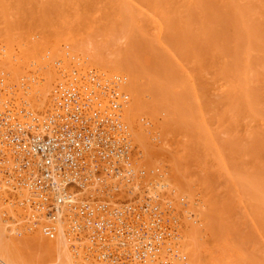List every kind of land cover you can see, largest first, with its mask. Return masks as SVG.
I'll return each instance as SVG.
<instances>
[{"label": "bare ground", "instance_id": "bare-ground-1", "mask_svg": "<svg viewBox=\"0 0 264 264\" xmlns=\"http://www.w3.org/2000/svg\"><path fill=\"white\" fill-rule=\"evenodd\" d=\"M73 1L74 2L76 1L75 4ZM73 1H72L73 2L72 4L75 5V7H76L79 0H73ZM132 1H134V3H136L135 0H132ZM140 1L141 0H139V1L137 0V3L135 4V6H137V4H139V6H140L141 4L143 5L146 3V5L148 6L147 9L151 8L150 10L153 11V13L151 11H148V10H145V13H146V11H148L147 12L148 15H149V12H150V14L152 13L150 18L152 17L153 19L151 18L150 20L156 21V25H157L156 28L158 29V27H160L159 28L160 31L159 30L158 31H159V33H161V36L163 33L168 31L172 17H174L176 19L175 23H177V19L179 16V19H178L179 23H177L176 25L181 24L183 22L180 25V27L178 25L179 28H181V26H183V24L185 23L183 30L185 28H187L186 25L187 26L190 25L189 22H191V25L193 26V22H194L193 20L194 19L196 20V22L198 21L199 23H201L200 27H204V28H200L199 26H198L199 27L198 29L195 28V30L197 29L196 34H198L197 33L198 30L203 29L201 32V33H203V35L200 32H199V35L202 37L204 36L205 41L208 42V45H209V41L212 43V41L215 39L213 41V43H215V44L212 43L213 44L212 45L210 43V45H209V46L212 45L213 47L211 46L212 48H210V47L208 48V51H210L209 49H211L210 55H211L212 59L213 60L216 59L214 61H215V63L216 62L218 63V64L216 63L217 67L213 63V65H215L214 68H216L215 70L213 68V70L216 72L218 71L217 79L215 78L216 75H213V77H214L213 81L215 82V79L217 81L216 83L213 82V84L214 85L218 84V85H215V87L217 90H219L221 92L220 98H222V96H223L222 100H224V102H222V101L221 102L225 103V105H227L231 110H234V111H232L233 113L231 112V114H230L231 120L233 121V122L232 121L231 122H232V124L234 123L232 126H235L237 124L239 125V123L240 122L242 123V121L244 124L246 121V123H247V125H249V127H250L249 123H252V125H254V124L258 125L261 128L262 133L264 134V37H263L264 36V0H251V2L249 0L245 1V2H247V1L250 2V4H254L257 2L258 8L255 9L253 7V9L257 10V12L260 15L258 18L259 23L257 21V24L255 23L257 19L254 21L255 17L252 16V15H254V13L256 11L252 12V9H250V8L248 11L246 9V8H248V6H245L246 3L243 2L242 0H208L209 3L207 2V0H146V2H144V3H142L143 0L141 2ZM215 1H217L216 4H215ZM45 2H48V1H45ZM118 2H120V3L116 4L117 6H119V5L124 6V4L129 3L130 1L129 0H118ZM205 2H207L206 5H205ZM130 3H132V2H130ZM134 3H132V4L134 5ZM202 3L205 6H203ZM219 3H220V8H222L221 7L222 4H225V7L226 8L228 7L229 10H231V12L233 14L231 12H227L228 9L227 10L223 9L225 7L222 8L223 10H219L220 9L218 7ZM51 4H52V2H51ZM79 4H80V2H79ZM113 4H115V3H113ZM107 5H108V3H107ZM40 6L42 7V5H40ZM79 6H81V4L78 5V7ZM139 6L135 7V8L136 9H138V8L142 9V8H140L141 6L140 7ZM201 6H203V7H201ZM92 7H94V6H92ZM126 7L128 8L127 5H125L122 8L126 10ZM77 8H74V9L76 10ZM122 8L120 7L119 9H122ZM201 9L203 11L198 13L197 10H201ZM2 10H5V12ZM2 10H1L2 11L1 13L3 15H2V18L0 20L1 21L0 23L4 24L5 28L10 29V30H5L7 32H4V31L0 32V41H8V42H10V44H12L17 38H19V35L15 36V33L11 32V28H12L11 26L14 24L19 25V20H18V18L15 19L13 17L14 18L13 19L12 17L8 16V15L14 16V12H12V14H11L10 10H7L5 8ZM20 10H22V9H20ZM57 10H58V8H57ZM78 10L80 11V9H78ZM115 10H117V7ZM179 10L182 12H180ZM218 10L224 11L225 13L227 12L228 14L229 13L232 14L233 17L230 14L229 15L233 19L229 16H228V18L226 17L227 18L226 19L223 15L224 12H222L223 18H225V21H223L220 18L221 13H218ZM134 11H136V10H134ZM183 11L185 13H187V16L188 15L191 16V17L188 16L189 19L190 18L192 19V20L190 19L191 21H189V19L186 15L184 16L182 14ZM193 11H194V13H193ZM126 12H128V11H126ZM143 12H144V10H143ZM129 13H131V11H129ZM169 13H171V16ZM173 13H175V15ZM143 14L144 13H142L141 15L143 16ZM160 14H161V18H160V16H158ZM196 14H197V17L202 16V15L203 16L199 17L200 19L199 18L197 19L195 16ZM255 14H257V13H255ZM43 15H45V14H43ZM43 15L40 14L41 17H39V18H41V19H39L40 22L42 20V22H41L42 24L40 23L41 25H44V23L46 22L45 19H42L43 17L46 18ZM226 15L227 14H225V16ZM192 17H194V18H192ZM252 17H254V19H252ZM229 18L231 19L230 20L231 22H232V20H234V22H232L233 24H231L228 21ZM120 19H122V17ZM182 19H184L186 22H184V20H182ZM24 20H25V18H24ZM124 20L125 19H122V20L117 19L116 21L117 22L120 21L121 25L123 24V26H124V25H126V24H124L125 22L122 23ZM187 20H188V22H187ZM43 21H44V23H43ZM147 21H148V19H147ZM154 21H153V25L155 26ZM120 22H118L117 24H120ZM224 22L230 23V25H227V27L229 26L232 28L231 34H228V33H230V31H226L227 30L225 27L226 24ZM20 23H21V21H20ZM50 23H52V22H50ZM56 23H58V22H56ZM139 23H140V21H139ZM60 24L58 23V25H60V27L65 25L64 22H63V25H62V22H60ZM71 24L73 25V23H71ZM112 24H113V22H112ZM117 24L115 23V24H113V26H116ZM134 24H135L134 22L131 24L132 26H130V24H129L128 28L127 27L123 28V26H121V28H123V29H120L119 28L120 25H119V26H117V29H113L112 31L109 29V31H107V30L103 31V33H101L100 30H99L100 32L98 30H96L97 27L96 28L94 27L95 30L98 31V33H95L96 31L93 32L94 31L93 30L92 34H89V32H87V34L85 33V35H84V33H82V34L77 33V35H74V36L70 35L71 37L67 35L69 38H66V39H64V38L67 36H65L64 38H62L63 37L62 36L61 39H59L60 37L59 38L57 37L56 38L57 42H55V45L52 44V46H51V44L49 46V44L47 42V41H49V39L47 40V38H49V36L47 37V34L46 35L44 34L43 39L45 42H47V44H46L47 46L45 44H44V46H45L46 50L49 51L48 55H50L52 59H50V60L49 59H47V60L46 59H43V60L39 59L36 62H35V60H33L34 64H36V65L34 66L32 74L30 73V75H29L28 73H26L28 70L26 72H22V70L20 69L21 65L20 64H14L13 61L9 58L5 59L6 58L5 57L4 58L5 60L4 59H3L4 61L2 60L3 62L6 61V63H4V65L2 64V66L7 68L9 70V72L11 74H13L14 79L16 78V80H17V77L20 74H22V76L24 78L27 76L30 77L29 79L31 81H32V79H34L33 81H35L37 78H40L41 81H40V79H38L39 82H37L36 84H34L35 82L34 83L32 82L31 86L29 84L30 90H26V88H27L26 87L25 91L21 89V90H19V92H18V90L17 91L15 90V91H13V93H6V95L8 94V96H0V101L1 102H7L8 101V103H11V104L13 103V105H16L17 107L22 106V107H25L27 109H30L32 112L35 111L36 107H44L49 101L53 103V92L51 95V91H53V87H54V86L52 87L53 81L56 79V71H55L56 69H54L52 61H54V60L56 61V59L58 60V58H60V60H58V61H62V62L67 61V60H65L66 56H68V57H70L71 55H73V57H75L77 55L80 56V58L83 59L82 61H84V63H85V67L88 66V68L82 69V66H80V64L78 65L79 67H77V65L75 66V64H72L75 67H73L67 71L65 68L63 71L65 74L71 72L72 70H75V71H78L81 73H86L88 71H94V72H98L99 74L103 75L104 77H112V75H120L123 79L122 90L125 91V93H127V95H128L127 101L122 105L121 115H122V119H123L124 123L127 126V131L131 137V140L133 142L132 144H134L133 146L135 148V153H134L135 158L132 159V161H133L132 162V169H133V172L135 174V180H134L133 187L137 188V187H140V185H141L142 186L141 191H143L147 196L157 200L163 206L165 204H169V206H170L171 203H175V201H177L176 199L178 196L182 195V197H189V195H191V197H192L193 196L192 187H194L195 185L200 187L202 190H206V189L208 190L209 189L208 186H210V184L208 185V183H207L208 179L205 178L204 175L197 174L193 171H192L193 172L192 173L191 170H189V166L191 167V165H189L188 160H185V161H187V164H186L184 159H182L180 156L175 154V151L173 149L171 150L170 148H168V146H167V148L170 150L165 149L166 145L163 143L165 146H163L161 148L162 149L164 148L165 151L162 152L161 148L159 149L157 146H154L155 144L153 143L152 139H151V143H149L150 141H148L149 135L152 136V134L147 135L146 133H148V132L146 131V133H145V131H144L145 129L143 130L142 124H141L144 120H146V118H145L146 115H148L151 119H153L156 122V125L158 123L161 125V126L159 125V127L157 125V127L158 128L162 127L161 129L163 131L161 129L159 130L158 128H156V130H154V131L156 134H158V136H161V140L163 141L162 137L164 138V140H166L168 138V136L170 137L169 134H171V133L167 134L169 131L164 130L163 128L166 129V127L167 128L171 127L172 125L170 126V123H172V122L170 119L175 117L176 119L175 118L173 119L175 122L178 119L177 116L179 115L177 113L178 112H180V114H181V112L183 113L184 109L183 110L179 109L182 107V105L179 103V99H180L179 96L180 95L177 97V95H176L177 93H176L175 94L176 97L174 96L173 85L169 84L170 82L167 79H164L163 76L158 75L159 73L156 71L157 68L155 69L151 65L149 58L146 57L148 55H146V54L144 55V53L140 51V48L138 47V44H137V38L135 37V32L137 29H134L137 26ZM68 25H70V24H68ZM201 25H203V26H201ZM92 26H91V28H92ZM195 26L196 25H194V27ZM217 26H219V27L221 26L222 28L225 27L223 30H221V31H223V33L220 30H216ZM55 27L56 26H54V29H55ZM58 27L59 26H57V29H58ZM99 27H100V25H99ZM109 27H107V29ZM229 27H228V29L230 30ZM125 28H127V29H125ZM205 28L207 30H205ZM65 29H67V27H65ZM170 29H172V28L170 27ZM41 30H43V29H41ZM133 30H135V32ZM190 30L189 29L186 30V31H188V34H191V32H193V29L191 30V32H190ZM204 30L208 34L204 33ZM54 31H56V30H54ZM214 31L216 34L220 33L219 38H217L218 36H215L216 34H214ZM58 32H59V30H58ZM66 32H67V30H66ZM169 32H170V30H169ZM159 33H157V34H159ZM205 34L207 35V37H205L206 36ZM213 36H215V37L213 38ZM221 36H224V37L222 38ZM183 37H185V36H183ZM225 38H227V39H225ZM219 39H221V40L219 41ZM156 40H157V38H156ZM44 41H43V43H45ZM221 41L223 42L222 44H221ZM164 44H165V42H164ZM224 44L227 46H225ZM220 46H222L223 48ZM217 47H219L224 52V54H222L223 52L221 53V50ZM214 49L219 50V53H220L219 56H217L218 51L212 52V51H215ZM224 49L225 50L227 49L228 51H225ZM34 50L30 47H26L23 54H21V57H23V59H24V57H26V58L33 57L35 54ZM42 50H44V48ZM42 50H41V52H42ZM167 51H169V50H167ZM11 52H12L11 50H8L7 53L9 54V56L15 54L13 52L11 54ZM38 52H40V50H38ZM38 52L36 51L37 55H38ZM215 53H217V54H215ZM45 54H47L46 51H45ZM40 55L41 54H39V56ZM42 55H43V53H42ZM42 55H41V57H42ZM50 56H48V58ZM14 57H15V55H14ZM202 58H203V56H202ZM217 58L218 59L221 58V59L218 61ZM70 59L71 58H69L68 60H70ZM73 59H75V58H73ZM212 59H211L210 66L212 65V62H214ZM208 60H209V57H208ZM221 60H223V61L221 62ZM77 62H78V60H77ZM196 63H198V62H196ZM60 66H62V65H60ZM204 68H205V66H204ZM204 68H203V70L206 69V68L205 69ZM208 68L209 67H207V69ZM0 69H1L0 71H2V70L4 71L3 67H1ZM8 70H6V71H8ZM3 71H2V74L4 73ZM197 71L199 72V70H197ZM61 72H60V74H61ZM63 72H62V74H64ZM123 73L127 74V76ZM64 75L63 76L61 75L62 77L59 78L58 81L63 80ZM1 78H2V76H1ZM18 78H19L18 81H20V77H18ZM128 79H129V81H128ZM11 83H12V81H11ZM12 84H14V83H12ZM11 85L9 87H11ZM203 88H204V86H203ZM174 91H175V88H174ZM50 95H51V97H50ZM182 98L180 99V100H182V102L181 101L180 102L184 103L185 100H183ZM183 105H185V104H183ZM51 106L49 107V109H47V111H49L51 109ZM178 110H180V111H178ZM160 114H163L162 115L163 117L162 116L160 117ZM184 114H186V112H184L182 116H184ZM188 114H189V112H188ZM164 116H168V117H166L167 119ZM185 117H187V116L185 115L184 118ZM180 119L181 118H179L178 122H180L179 124H182L183 121H182V119L181 120ZM165 123H167V126L164 127L163 124H165ZM151 125H152V123H151ZM256 125H255V127H257ZM240 126H242V125L240 124ZM240 126H238L237 128H239ZM243 126H242V128H243ZM244 128H246V126ZM148 129L149 128L147 127V130ZM157 130L159 132H157ZM163 132H165V133H163ZM232 132H233V130H232ZM250 133H251V131H250ZM251 134H253V133H251ZM186 136L189 137L188 134H186ZM153 137L154 136H152V138ZM262 137L264 138V135ZM170 140L171 139L169 138L166 141L170 142ZM166 141H164V142H166ZM263 142H264V139H263ZM156 143H158V142H156ZM166 143L169 144L168 142H166ZM255 143H256V141H255ZM150 144L156 148L155 149L152 148V146ZM170 144H169V147H170ZM212 147H213V145H212ZM183 154H185L184 150H183ZM218 156L219 155H217L216 157L218 158ZM151 158H152V160H154L153 164L161 163L164 159H165V161L167 160L168 164L167 163L166 164L169 167V169L168 168L166 169L165 174L163 172L160 174H156L155 173L156 171L153 172L152 175H154V176H152L150 174L152 176V179L148 180V178H150L151 176L148 175L147 172L148 171L152 172L153 168L155 167L153 164H151L152 166L151 165L148 166V163L151 161ZM136 159H137V162H136ZM218 160H220V158ZM166 164L164 166H166ZM155 169H156V167H155ZM157 173H159V172H157ZM146 174H147V176H146ZM143 188H144V190H143ZM20 192H19L20 194L18 195L19 197H21L22 194H26V191H24V190H22ZM176 192H177V195H176ZM208 192H210V191L208 190ZM213 198H214V196H213ZM4 199H6L7 201H10L11 206L14 204V207L10 208L9 205H7V204L5 205ZM211 199H212V196H211ZM211 199H210V201H212ZM180 200L183 202L182 198ZM215 201H217V200L215 199ZM10 202H8V203H10ZM208 202H209V200H208ZM15 205L17 206V209H16ZM201 205L204 206L203 204H201ZM214 205H216V204L212 203L210 206L213 207ZM195 207H193L194 209L192 210L191 214L187 212L188 214H190L189 216H187L190 220V221H188L189 223L187 222L188 230L186 232L187 234H185V236L187 235V241L184 240V237H183L184 235L182 236V231H181L182 225L179 221V223H180L178 226L179 233L177 236V238H178V241H177L178 252L181 250L184 253H183V255H182V252H181V255L178 254L179 258L170 259L169 260L170 264H228L229 261H226V259H227L226 258V247L224 249V247L221 244V239L224 241L223 236L224 237H226V236L224 233L219 234L220 232H222L223 229L221 230L220 228L222 226H219V224H216L218 222L217 220L220 217L218 216L219 217L218 218V217H216V215L215 216L213 215L214 217H210V216H212V214H215V209H216V213L222 209L220 207H218L219 208V210H218V208H215L217 206H215V207H213V209L214 208L215 209L212 210V208L210 207V210L214 211V212H211L212 214L210 215L209 209H207V210H209L208 212H204L205 211L204 208L201 209V208H198V206H195ZM173 210L171 209V211H173ZM30 212H31V210L28 207H25V206H22L21 204H19V199H17L15 196H12V195L10 196L9 193L6 191V187L4 186V184L0 183V264H91V262L94 260V253L90 248V245H89L90 243L88 242L86 235L82 234V233L78 234L77 236L71 235L67 231L68 227H67L66 217H64L62 215L63 218H60L57 221L55 233L53 236L50 237V236L45 235L42 232L41 226L43 224V218L40 217L37 219V222H35V218L32 216L29 219V215H31ZM220 212H218L217 215H221ZM173 213L175 214L174 211H173ZM204 213H206V214H204ZM201 216H204V219H202ZM176 217L179 218L178 215H176ZM221 217H222V215H221ZM207 218H209L210 220L209 219L207 220ZM211 218L214 221L216 220L217 222H214L213 220H211ZM216 218H218V219H216ZM31 219H33V220L30 222V224L32 223L30 225L28 223V221ZM200 219H202V220L206 219L205 223L211 222L210 223L211 228H209V226L207 228H205V231H204L205 233L204 232L200 233L201 232L200 230H198L200 232H198L196 230L197 229L196 227H198V229H200V227L201 228L204 227L202 225H204L205 223H203L202 225L199 224L201 226L196 225V224H198L197 221H199ZM178 220H180V219H178ZM202 220L199 222L202 223ZM221 220H223V219H221ZM219 223H220V221H219ZM213 225H214V227H212ZM220 225H222V224H220ZM217 227H220V228H217ZM187 228H185V229H187ZM211 229L213 232L211 231ZM216 229H218L217 232H215ZM208 231L210 232L209 237L206 235L208 233ZM14 234L15 235L20 234L21 236L18 237L19 238L18 239L16 236H14ZM222 234H224V235H222ZM205 235H206V237H205ZM11 236H14L15 238L12 239ZM16 238L18 240H14ZM19 243H21L22 245ZM18 244L21 245V247H19ZM24 246H26V249ZM20 248H24L25 250L24 249L21 250ZM163 251L164 252L161 253L159 256V258L162 260H164L166 255H167L165 248L163 249Z\"/></svg>", "mask_w": 264, "mask_h": 264}, {"label": "rangeland", "instance_id": "rangeland-1", "mask_svg": "<svg viewBox=\"0 0 264 264\" xmlns=\"http://www.w3.org/2000/svg\"><path fill=\"white\" fill-rule=\"evenodd\" d=\"M45 1H48V2H45ZM72 1L73 0H4V1L0 0V20H1L2 15H3L1 12L2 11L5 12V10H2L4 8L7 10H10L11 14H12V12H14V16L7 14L9 17H12V18L14 17L15 19L18 18V20H19V25L14 24L11 26L12 27L11 32L15 33V36L19 35V38H17L12 44H10V42H8V41H0V68L1 67L4 68V71L2 70L4 72L3 74H2V71H0V77L2 76V81H3V82L1 81V83H0V96H8V94L6 95V93H13V91H15V90L16 91L18 90V92L21 89L25 91L26 87H27L26 90H30L29 84H30V86H31L32 82L33 83L35 82L34 84H36L37 82H39L38 79H40V78H37L35 81H33L34 79H32V81H31L29 79L30 77L27 76L24 78L22 76V74H20L18 76V77H20V81H18L19 80L18 77H17V80H16V78L14 79L13 74H11L7 68L2 66V64L4 65V63H6V61L3 62L5 59L9 58L13 61L14 64H20L21 65L20 69L22 70V72H26L28 70L26 73H28L30 75V73L31 74L33 73L34 66L36 65V64H34L33 60H35V62H36L39 59L40 60L52 59L51 56L48 55L49 51L46 50V48L44 46V44L46 45L47 42H48L49 46H50V44L52 46V44L55 45V42H57V39H56L57 37L58 38L60 37L59 39H61L62 36H63L62 38H64L67 35L68 36H70V35L74 36V35H77V33L78 34L84 33V35H85V33L87 34V32H89V34H92L96 30H98V31L100 30L101 33H103V31H106V30L109 31V29L111 31L113 29H117V26H119V25H120V27H119L120 29H123L124 27L128 28L129 24H130V26H132L131 24L134 22L135 23L134 25L137 26L134 29H137V30H136V32H135V30H133V31L135 32V37L137 38V44H138V47L140 48V51L143 52L144 55L145 54L148 55L146 57L149 58L151 65L155 69L157 68L156 71L159 73L158 75L163 76L164 79H167L170 82L169 84L173 85L174 96L177 93L176 94L177 97L179 95H180L179 96L180 99L183 97L182 99L185 100L184 103H181L182 100L179 99V103L182 105L183 108L182 107L179 108L178 106L177 107L179 109H182V110L184 109L183 111L186 112V114H184V116L185 115L187 116L184 118V116H182L184 112L183 113L181 112V114H180V112H178L177 114H179V115L178 116L176 115L178 117V119L175 122L173 120L175 117L170 119L171 122L173 123V124L170 123V126L171 125L172 126L169 128L166 127V129L163 128L164 130L169 131L167 134L171 133V134H169L170 137L167 135L168 138L167 137H166L167 139L165 138L166 140H168L170 138L171 140L169 142V141L164 140L163 137H162V139H163V141H162L161 136H158V134L155 133L154 130H156V128H158L160 124L158 123L157 124L158 127H157L156 122L153 119H151L148 115H146V117H145L146 120H144L141 123L142 128H143V130L145 129L144 130L145 133H146V131L148 132V133H146L147 135L152 134V136H154L153 137L154 139H153L152 136L149 135L148 141H150L149 143H151V139H152L153 143L155 145L153 143L152 144L154 146H157L159 149L165 145H166L165 149H168V148H170L171 150L173 149L175 151V154H177L182 159H184V161L188 160L189 165H191V167H192L191 168L188 165L189 170H191V172L193 171L197 174L204 175L205 178L208 179L207 180L208 185L210 184V186H208L209 187L208 190L210 192H208L207 189L202 190L200 187L195 185L194 187H192V192H193L192 197H191V195H189V197H182V195H181V196H178L177 199L175 198L178 202L175 201V203L170 204V208L172 210L174 209L173 211L175 212V215H178V217H179L178 219H180L179 221L182 225L181 231H182V236L184 235L183 236L184 240L187 241V235L185 236V234H187L186 232L188 230L187 222L190 221L187 216H189L191 214L192 210L194 209L193 207L198 206V208H201V209L204 208V210H205L204 212H208L210 210V207L212 208V210L220 207L222 210H220L221 212L220 211H218V212H220L222 217H221V215H217L218 212L216 213V209H215V214H212L211 212H214V211L210 210V215L212 214V216H210V215L209 216L214 217L216 215V217H218V216L220 217V218L218 217L219 219L216 218V219H218L217 220L218 222L216 220L214 221L212 218H211V220H213L214 222H217L216 224H219V226H222L221 228L217 227V228H220L221 230L223 229L222 232H220L219 234L224 233L226 236V237L223 236L224 241L221 239V244L224 247V249L226 247V258H227L226 261H229L228 264H264V144H263L264 138L262 137L264 134L262 133L261 128L254 123H253L254 125H252V123H249L250 124V127H249V125H247L246 121L244 124L242 121V123L240 122L239 125L237 124L235 126H232L234 123L232 124L233 121L231 120L230 114L234 110H231L227 105H225V103H222V102H224V100H222L223 96H222V98H220L221 92L219 90H217L215 87V85H218V84H215V85L213 84V82H214L213 81V78H214L213 75H216L215 78L217 79L218 71L217 72L214 71L216 69V68H214V66L216 65L217 62L215 63V61H214L216 59H214V60L212 59V57L210 55L211 49H209L210 51H208V48L213 47L212 45L215 44V43H213V41L215 39L212 41L213 44L209 41V45H210V43L212 44L211 45L212 47H211L208 45V42L205 41L204 36L202 37L199 35V32L201 33L203 29L198 30V32H197L198 34H196V30L200 27L201 23H199L198 21L196 22L195 19L193 20L194 21L193 26L191 25V22H189L190 25H188V26L186 25L187 28H185L184 30H183V28L185 26V23L183 24V26H181V28H179L180 25L183 23L182 22L181 24H178L179 27H178V25H176L177 23H179L178 22L179 16L177 19V23H175L176 19L174 17L171 18V22H170L169 26L172 29H170V27H169L168 31L163 33L161 36V33H159L160 27H158V29L156 28V26H157L156 21L153 20L155 23V26H154L153 21L150 20L152 18V17L150 18V16L153 13V11L150 10L151 9L150 7H149L150 9H147L148 6L146 5V3L143 5L141 4L140 5L141 7L139 6V4H137V6H135V4L137 3V0H135L136 3H134V1H132V0H129L130 2L134 3V5L130 2L124 4V6L125 5L128 6V8L126 7V10L122 8L124 6H120V5L117 6L116 5V4L120 3V2H118V0H79V2L81 4V6H79V7H78V5H80L79 2L77 4V6L75 7V5L72 4L74 1L73 2ZM242 1L245 2L246 0H242ZM249 1L251 2V0H249ZM51 2H52V4H51ZM75 2H74V4H75ZM144 2H146V0L142 1V3H144ZM207 2L209 3L208 0H207ZM207 2H205V5ZM216 2L217 1H215V4H216ZM250 2H248V1L245 2L246 3L245 6H248V8H246L248 11H249V8L252 9V12L256 11L255 13H257V14L254 13V15H252L255 17V19H254V17H252V19H254V21L257 19L255 22L257 24V21H258V18L260 15L257 12V10L253 9V7L256 9V8H258L257 7L258 5H257V2L254 4H250ZM107 3H108V5H107ZM113 3H115V4H113ZM40 5H42L43 8ZM202 5L205 6L203 3H202ZM92 6H94V7H92ZM138 6L142 9H139V8L136 9L135 8ZM203 6H201V7H203ZM116 7H117V10H115ZM118 7L119 8L121 7L122 9H119ZM218 7L220 8V3H219ZM221 7L222 8L225 7V4H222ZM57 8H58V10H57ZM74 8H77V9L75 10ZM222 8H220L219 10H223V9L227 10L228 9L227 12H231V10H229L228 7L227 8L225 7L223 9ZM20 9H22V10H20ZM78 9H80V11ZM134 10H136V11H134ZM143 10H144V12H143ZM145 10L151 11L152 13L150 14V12H149V15H148V13H147L148 11H146V13H145ZM219 10H218V13H221L220 18L223 21H225L226 17L227 18H228V16L231 17L233 14L232 12H231L232 14L229 13L231 15L230 16L227 12L225 13L224 11H219ZM126 11H128V12H126ZM129 11H131V13H129ZM197 11L199 13V12H202L203 10L201 9V10H197ZM180 12H182V11H180ZM222 12H224L223 15L225 18H223ZM142 13H144L145 15L143 14V16H142L141 15ZM193 13H194V11H193ZM40 14L41 15L45 14L43 16H45L46 18H44V17L42 18V19L46 20L45 23L43 21L44 25H41L42 20H41V22L39 20V19H41V18H39V17H41ZM169 14L171 16V13H169ZM173 14L175 15V13H173ZM182 14L184 16L185 15L187 16V13H185L184 11ZM197 14L195 15L197 19L199 17L203 16L201 14L202 16L197 17ZM225 14H227V15L225 16ZM158 16H160V18H161V14ZM121 17H122V19H125L122 22V23L125 22L124 24H126V25H124V26H123V24L121 25L120 21H118V22H120V24H117L118 22L116 20L117 19L122 20V19H120ZM189 17H191V16H189ZM189 17H188V19H189ZM24 18H25V20H24ZM192 18H194V17H192ZM147 19H148V21H147ZM184 19H182V20H184ZM190 19H189V21L192 20V19L191 20ZM230 20L231 19L229 18L228 21L231 24H233L232 22H234V20H232V22ZM20 21H21V23H20ZM139 21H140V23H139ZM50 22H52V23H50ZM56 22H58L59 24H60V22H62V25L64 22L65 25L61 26L62 27L61 28L60 27L61 24L58 25V23H56ZM112 22H113V24L116 23L117 25L113 26ZM184 22H186V21L184 20ZM187 22H188V20H187ZM229 22H226V23L224 22V23L226 24L225 25V27L227 29L226 31H230V33H228V34H231L232 28L228 26L230 28V30H229L227 27V25H230ZM71 23H73V25ZM258 23H259V21H258ZM66 24L67 25L70 24V25L67 26ZM99 25H100V27H99ZM194 25H196V26L194 27ZM54 26H56L55 29H54ZM57 26H59L58 29H57ZM91 26H92V28H91ZM121 26H123V28H121ZM201 26H203V25H201ZM65 27H67V29H65ZM94 27L95 28L99 27V28L98 29L96 28V30H95ZM107 27H109V28L107 29ZM225 27L222 28L221 26L220 27L217 26L216 30L221 31ZM127 28H125V29H127ZM195 28H197V29L195 30ZM200 28H204V27H200ZM41 29H43L44 31ZM187 29H189V30L193 29V32H191V30H190L191 34H188V31H186ZM5 30H10V29L5 28V25L0 23V32H2V31L7 32ZM54 30H56V31H54ZM58 30H59V32H58ZM66 30H67V32H66ZM169 30H170V32H169ZM205 30H207V29L205 28ZM205 30H204V33H206ZM98 31H96L95 33H98ZM221 32L223 33V31H221ZM157 33H159V34H157ZM44 34L45 35L47 34V37L49 36V38H47L45 36L47 38V40L49 39V41H47V42L44 41V39H43ZM201 34L203 35V33H201ZM206 34H208V33H206ZM214 34H216L215 31H214ZM219 34L220 33H217L215 36H218L217 38H219V36H220ZM68 36L65 37L64 39L69 38ZM183 36H185V37H183ZM215 36H213V38ZM224 36H221V37L223 38ZM205 37H207V35ZM156 38H157V40H156ZM225 39H227V38H225ZM220 40L221 39H219V41ZM43 41L45 43H43ZM164 42H165V44H164ZM222 43L223 42L221 41V44ZM225 46H227V45H225ZM26 47H30L33 50L35 49L34 50L35 54L31 58L30 57H28V58L24 57V59H23V57H21V54H23ZM220 47H222V46H220ZM43 48H44V50H42ZM217 48H219V47H217ZM8 50H11L15 54L9 56V54L7 53ZM38 50H40V52L42 50V52L40 53V52H38ZM167 50H169V51H167ZM214 50L215 51H212V52L218 51L217 56H219V54H220L219 50H217V49H214ZM36 51L38 52V55L36 54ZM45 51L47 54H45ZM225 51H228V50L226 49ZM12 52H11V54H12ZM222 52L223 51L221 50V53ZM42 53H43V55H42ZM39 54H41L42 57H41V55L39 56ZM215 54H217V53H215ZM222 54H224V52ZM14 55H15V57H14ZM48 56H50V57L48 58ZM202 56H203V58H202ZM208 57H209V60H208ZM67 58L68 59L71 58V59L68 60ZM73 58H75V59H73ZM221 58H219V59L217 58V60L219 61ZM211 59L214 62H212V65L210 66ZM58 60H60V58H58ZM58 60L56 59L57 62L55 60L52 61L54 69H56L55 70L56 71V79L53 81L52 87L56 84L58 79L61 78L65 74L63 72L65 68L67 71V70H70L71 68L75 67L76 65H77V67H79L78 66L79 64H80V66H82V69L88 68V66L85 67V63H84V61H82L83 59L80 58V56H78V55L75 57H73V55H71L70 57L66 56L65 60H67V61H64L65 63L62 61H58ZM77 60H78V62H77ZM222 61L223 60H221V62ZM196 62H198V63H196ZM213 63L215 65H213ZM72 64H75V66ZM60 65H62V66H60ZM204 66L206 69L204 68ZM207 67H209V68L207 69ZM216 67H217V65H216ZM203 68L205 70H203ZM213 68H214V70H213ZM196 69L199 70V72ZM6 70H8V71H6ZM61 71L64 74H62ZM60 72H61V74H60ZM123 74H125V73H123ZM125 75L127 76V74H125ZM216 79H215L214 83L217 82ZM11 81L14 84H12ZM40 81H41V79H40ZM128 81H129V79H128ZM5 83L6 84L8 83V84L6 85ZM10 85H11V87H9ZM203 86H204V88H203ZM174 88H175L176 92L174 91ZM51 95H52V91H51ZM51 95H50V97H51ZM51 103L52 102L49 101L44 107H36L34 112L35 113L46 112L47 109H49V107L52 105ZM183 104H185V105H183ZM178 111H180V110H178ZM187 111L189 112V114ZM162 115L163 114H160V117ZM164 117L166 118L168 116H164ZM179 118L182 119V121H183V122L181 121L182 124H179L180 123V122H178ZM151 123L153 126L151 125ZM167 123L163 124V126L164 127L167 126ZM240 124L242 126L244 125L243 128H242V126H240ZM255 125L257 127H255ZM238 126H240L241 128L240 127L237 128ZM245 126H246V128H244ZM147 127L149 128L148 130H147ZM161 128H158V129L160 130ZM232 130H233V132H232ZM250 131L253 134H251ZM157 132H159V131L157 130ZM165 132H163V133H165ZM185 133L188 134L189 137L186 136ZM254 140L256 141V143ZM164 141L168 142L169 144L171 143L170 147H169V144H167ZM156 142H158V143H156ZM212 145H213V147H212ZM167 146H168V148H167ZM152 148L155 149L156 147L152 146ZM165 149L161 148L162 152L165 151ZM170 149H168V150H170ZM183 150H184L185 154H183ZM134 153H135V148L133 146L132 159L135 158ZM217 155H219L218 158L216 157ZM219 158L221 161L218 160ZM163 161L161 163L153 164L154 160H152V158H151V161L149 162L150 164L147 162L148 166L153 164L156 167V169L154 167L152 172L151 171L147 172L145 170L147 172V174L152 175V173L155 171H156L155 172L156 174H160L162 172L165 174L166 169L167 168L169 169V167L167 166V164H168L167 160L165 161V159H164ZM136 162H137V159H136ZM185 163L187 164V161H185ZM165 164H166V166H164ZM157 172H159V173H157ZM147 174H146V176H147ZM152 176H154V175H152ZM152 176L150 178H148V180L152 179ZM143 190H144V188H143ZM176 195H177V192H176ZM211 196H212V199H211ZM213 196H214V198H213ZM181 198L183 199V202L180 200ZM210 199L212 201L213 200L214 201L212 202V201H210ZM215 199L217 201H215ZM208 200H209V202H208ZM4 201H5V205L6 204L9 205L10 208L14 207V204L11 206L10 201H7L6 199H4ZM8 202H10V203H8ZM212 203L216 204L213 207H215V206H217V207H215L213 209V207L210 206ZM201 204H203L204 206H202ZM15 207L17 209L16 205H15ZM207 209H209V210H207ZM218 210H219V208H218ZM187 212L190 214H188ZM204 214H206V213H204ZM30 217H31V215H29V219H30ZM201 218L204 219V216H201ZM202 219H200L199 221H201ZM208 219L209 218H207V220ZM221 219H223V220H221ZM32 220L33 219L29 220L28 223L30 224V222ZM199 221H197L198 224H196V225H199V224L202 225L203 223H205L206 219L202 220V223H200ZM219 221H220V223H219ZM210 223L211 222L205 223L206 225L205 224L202 225L204 227H202V228L200 227V229H198V227H196L197 228L196 230L197 231L200 230L201 232L200 231H198V232L202 233L205 231V228H207L208 226H209V228H211ZM220 224H222V225H220ZM201 225H199V226H201ZM212 227H214V225ZM185 228H187V229H185ZM217 230L218 229H216V231L215 230L214 231L217 232ZM211 231H212V229H211ZM209 233L210 232L208 231V233L206 234L208 237L210 236ZM224 234H222V235H224ZM206 235H205V237H206ZM14 236H16L18 238L21 235L20 234H18V235L14 234ZM14 236H11L12 239L15 238ZM17 238L14 240L19 239V238L18 239ZM19 244H21V243H19ZM21 245H19V247H21ZM24 247L26 249V246H24ZM20 249L22 250L24 248H20ZM181 252L183 255L184 252L181 250L178 252V254L181 255Z\"/></svg>", "mask_w": 264, "mask_h": 264}, {"label": "built area", "instance_id": "built-area-1", "mask_svg": "<svg viewBox=\"0 0 264 264\" xmlns=\"http://www.w3.org/2000/svg\"><path fill=\"white\" fill-rule=\"evenodd\" d=\"M122 84L120 75L72 70L54 85L49 111L0 101V183L35 222L43 218L45 235L66 217L71 235H86L91 264H170L180 223L169 204L133 187Z\"/></svg>", "mask_w": 264, "mask_h": 264}]
</instances>
